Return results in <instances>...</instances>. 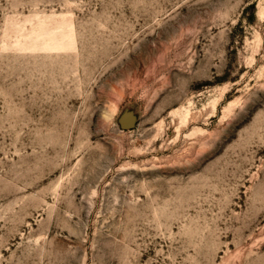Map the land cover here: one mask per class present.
Segmentation results:
<instances>
[{
	"label": "rangeland",
	"instance_id": "rangeland-1",
	"mask_svg": "<svg viewBox=\"0 0 264 264\" xmlns=\"http://www.w3.org/2000/svg\"><path fill=\"white\" fill-rule=\"evenodd\" d=\"M0 264H264V0H0Z\"/></svg>",
	"mask_w": 264,
	"mask_h": 264
}]
</instances>
